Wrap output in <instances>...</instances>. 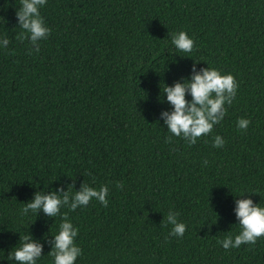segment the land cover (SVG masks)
<instances>
[{
	"label": "trees",
	"instance_id": "obj_1",
	"mask_svg": "<svg viewBox=\"0 0 264 264\" xmlns=\"http://www.w3.org/2000/svg\"><path fill=\"white\" fill-rule=\"evenodd\" d=\"M19 7L0 0V264H18L7 256L25 234L43 246L37 264H52L63 216L21 209L37 192L85 183L107 186L108 204L61 209L78 227L74 264H264V235L227 250L217 242L240 230L237 199L264 206V0H46L39 51ZM180 30L191 56L171 45ZM207 65L231 72L237 93L189 144L167 131L163 87ZM169 210L183 236L169 235Z\"/></svg>",
	"mask_w": 264,
	"mask_h": 264
},
{
	"label": "clouds",
	"instance_id": "obj_2",
	"mask_svg": "<svg viewBox=\"0 0 264 264\" xmlns=\"http://www.w3.org/2000/svg\"><path fill=\"white\" fill-rule=\"evenodd\" d=\"M45 3L46 0H20V7L16 11L17 24L23 30L22 35H27L35 51H39L38 41L46 38L51 32L39 11ZM8 43L6 36L0 37V49L5 48ZM171 45L175 52L188 53L187 56H191L194 40L187 32L180 30L171 34ZM237 88L238 82L231 72H221L208 65L199 71L193 70L188 80L176 82L171 86L165 84L163 93L172 106L171 111L161 113L167 131L186 139L189 144L195 143L202 135L210 134L214 126L225 117L226 105L232 103ZM186 92L190 93V100L186 99ZM249 124V119L244 117L236 121L238 130L246 129ZM212 143L219 148L224 145L225 140L216 134ZM108 193L109 188L105 185L96 188L85 183L74 193L67 191L58 195L55 191L47 194L37 192L32 200L24 204L21 209L24 215H28L29 211L36 213L37 210H43L49 217H56L58 214L63 216L48 252L53 257L52 264H74L82 254V249L75 242L78 227L73 225L67 218V213H62L61 209L67 207L74 211L78 207L86 206L90 200L99 201L106 206ZM235 214L239 232L217 241L226 250L230 247L238 248L241 244H254L258 237L264 235V206L259 202L254 203L250 196L237 199ZM177 216L178 213L169 210L166 223L172 225L169 235L180 237L183 236L186 225L178 221ZM19 240V246L8 253L7 259L18 264H37L42 256V244L32 239L29 234L20 236Z\"/></svg>",
	"mask_w": 264,
	"mask_h": 264
}]
</instances>
